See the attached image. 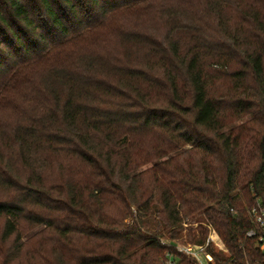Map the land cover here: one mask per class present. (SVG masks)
<instances>
[{
	"label": "trees",
	"instance_id": "trees-1",
	"mask_svg": "<svg viewBox=\"0 0 264 264\" xmlns=\"http://www.w3.org/2000/svg\"><path fill=\"white\" fill-rule=\"evenodd\" d=\"M152 2L0 0V108L15 113L0 123V264L187 260L160 242L186 219L215 229L219 264L260 260L245 232L264 209V0L170 16L161 39L130 22ZM231 60L224 90L208 67ZM40 150L65 157L56 176Z\"/></svg>",
	"mask_w": 264,
	"mask_h": 264
},
{
	"label": "rangeland",
	"instance_id": "rangeland-1",
	"mask_svg": "<svg viewBox=\"0 0 264 264\" xmlns=\"http://www.w3.org/2000/svg\"><path fill=\"white\" fill-rule=\"evenodd\" d=\"M176 1L182 2L181 0H153L152 9L150 10V14L148 15L149 17H146V18L143 17L141 19V22L139 23L133 22V21H130V22H132L134 26L142 24L140 28L142 32H146L147 35L149 34V35L157 36L161 39L163 35L166 34L165 32L169 31L170 16H172L173 18H176L177 20H181V21L188 20L189 21V19H192V15L197 14L195 15V17L197 18L195 21H197L199 24L205 23V21H207V18L199 19L198 14L201 11V9L204 8V10L207 9V11H204L206 13L205 16H211L208 10L209 9L211 11L214 10L212 7H210L213 4H217L220 6V9L222 10V14H224L225 12V14L228 13L227 15H233V11H232L233 6L230 4L231 0H190L189 3H185V4L180 3L181 5L178 7L172 5V3H175ZM161 4H164V8L158 10L157 8L162 7ZM247 34L249 35L253 34V31L249 30ZM95 37L96 36H94V38ZM112 40L113 39H111V41ZM98 43L100 44L98 45V47L95 46L96 48H94L93 46H91L90 49L93 48L94 52H98L100 50L104 51V49H107V50L112 49L113 51H121V48L114 42H112V44L109 43L105 45V44H102L100 40L98 39ZM142 54H143V48H140L136 56H138V58H142ZM132 57L134 58V56ZM235 68H239V67L238 66L236 67L232 60L228 62H221L217 65L212 64V66L208 67L209 73H210L209 77L211 78V81H213L215 85H219L222 89L225 90L229 86L232 85L231 77L226 74L229 73L231 69H235ZM213 69L214 70L216 69L217 71H214ZM17 94L14 95L13 99H20V97ZM9 106L0 108V123L1 122L7 123V122H11L14 120L13 117L15 113L11 110V104H9ZM243 121H244V118L238 119L236 121H233V125H239ZM0 132H2L1 129H0ZM190 148H191L190 144L182 145L178 147L177 149H175L174 151H171L167 155V157L173 156L177 153L182 152L183 150H187ZM39 157H42L44 159L47 157L45 159L46 162L44 163L46 166V170H47L46 174H51L53 176H56L58 173V170H60L57 168L65 165L66 163L64 160L65 157L63 155L61 157L53 158L47 150H40ZM50 158H52V161ZM73 162L74 161H72V163ZM18 175H19L18 179L20 181L23 180L24 178L23 176H25V171L23 170L19 171ZM8 196H11L10 191H6L5 189L0 188V199H5ZM132 211L135 212V207L133 206H132ZM152 216L153 217L156 216L157 218L155 219L152 217L154 219L153 221L160 220L159 214L156 209H155L154 215ZM125 221H127V219ZM153 223H154V226H152V228H154L155 231L161 230L160 228L156 227L155 222ZM175 228L177 229V232L174 237H170L169 234H167L164 231L163 233L164 235L160 237V242L161 243L162 241L168 242L169 240L172 242V244H175V243H203L205 241V238L207 237V234L213 235L212 230L214 229L211 226V224H205V222H202V221L201 222L200 221H190L188 219L181 222L179 227H175ZM203 228L206 229L205 230L206 235L203 237L202 241L200 242L190 241L191 237L195 240L201 238V236L203 235ZM213 250L224 253V251L220 250L219 248L217 249L213 248Z\"/></svg>",
	"mask_w": 264,
	"mask_h": 264
},
{
	"label": "built area",
	"instance_id": "built-area-1",
	"mask_svg": "<svg viewBox=\"0 0 264 264\" xmlns=\"http://www.w3.org/2000/svg\"><path fill=\"white\" fill-rule=\"evenodd\" d=\"M249 215L254 223V227L245 232L246 238H255V246L262 254L260 260L254 264H264V209L260 206H253L249 209ZM213 235L207 234L203 243H175L171 241H162V244L171 245L175 252L182 254L187 260L180 256L174 255L172 252L164 254L165 264H219L209 250V247L219 248L227 255L228 251L223 243L220 241L215 230H212ZM215 251V250H214Z\"/></svg>",
	"mask_w": 264,
	"mask_h": 264
}]
</instances>
